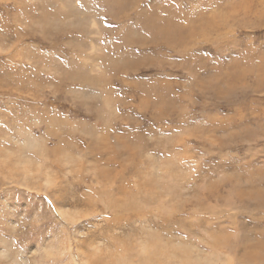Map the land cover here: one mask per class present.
Returning a JSON list of instances; mask_svg holds the SVG:
<instances>
[{"label":"rangeland","instance_id":"374dc122","mask_svg":"<svg viewBox=\"0 0 264 264\" xmlns=\"http://www.w3.org/2000/svg\"><path fill=\"white\" fill-rule=\"evenodd\" d=\"M0 264H264V0H0Z\"/></svg>","mask_w":264,"mask_h":264}]
</instances>
